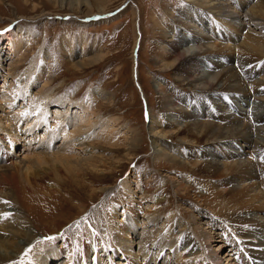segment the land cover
I'll use <instances>...</instances> for the list:
<instances>
[{
	"label": "bare ground",
	"instance_id": "6f19581e",
	"mask_svg": "<svg viewBox=\"0 0 264 264\" xmlns=\"http://www.w3.org/2000/svg\"><path fill=\"white\" fill-rule=\"evenodd\" d=\"M52 1L60 8L66 6L73 14L70 20L75 23L95 24L97 21L93 19L101 18L96 14L108 17L105 14L109 8L100 0H90L93 4L84 0L67 4L65 1L69 0ZM129 2L123 0L121 5L126 8ZM82 4L86 5L83 11ZM241 8H247L245 14ZM179 15L185 33L176 28L181 26L177 21L168 17L162 32L164 40L155 46L159 53V59L156 58L164 70L172 69L179 88L196 89L188 96L184 89L174 88L168 97H162L159 114L149 118L151 155L155 162L183 168L189 173L180 179L172 174L162 176L175 193L186 191L192 178L204 183L214 201L213 207L207 206L210 211L218 210L219 215L207 211V207L179 202V206L192 210L191 217L181 221L179 215L183 214L178 212L162 221L158 207L144 209L145 194L139 197L136 207L134 198L126 197V191L118 205L108 203L112 192L116 190L120 194L117 186L106 184V172L113 170L112 165L106 168L107 160L94 147L84 148L86 142L92 138L98 140L105 131L100 130V126L106 129L100 116L92 114L84 119L78 114L73 122L67 121L70 103L60 99L55 106L59 116L51 117L49 53L45 54L38 75H16L26 49L31 46L22 23L36 24L61 15L42 12L20 17L13 12L10 20L15 28L3 38L8 40L6 47L11 56L7 76L15 78V83L8 84L7 80L5 86L0 84V264H258L264 261V0H181ZM3 34L6 33L0 35ZM2 44L0 38V69L8 58ZM136 44V48L141 47L140 41ZM79 53H67V65L72 71L83 70L103 59L98 54L75 61ZM81 54H86L85 48ZM41 73L44 84L37 86ZM94 95L104 98V91L96 90ZM242 99L263 103L262 113L241 109ZM189 106L192 115L187 112ZM221 106L225 107L222 114L218 111ZM219 113L222 118L216 115ZM175 116L179 118L174 119ZM162 117L175 121L171 124L172 136L164 131L167 124ZM67 125H72V131L68 132ZM43 126L46 128L40 138L32 139ZM117 126L111 122L107 129L112 132ZM52 130L60 136H53ZM127 131L130 135L132 129ZM57 138L62 145L54 151L53 142ZM134 140V136L128 137L131 151L137 147ZM239 143L247 150L239 149ZM19 146L27 159L17 155ZM190 146L202 147L195 151ZM75 150L79 156L74 155ZM100 165H105V169ZM63 171L74 180L83 173L106 175L96 188L104 198L86 216H77L62 234L50 240L46 226L51 222L57 226V219L62 217L58 216L66 210L64 207L72 206L77 198L71 194L60 201L67 192L62 182ZM138 171L136 167L137 187L146 185L147 193L153 178H149L148 172ZM48 172L55 173L57 179V188L52 190L43 179ZM211 177L227 178L224 181L227 187L217 190L210 184ZM67 178L64 177L66 181ZM90 183L94 187V182ZM127 183L131 184L130 179ZM41 199L50 208L43 206ZM138 222H141L140 232L136 231ZM249 226L255 232H248ZM157 239L172 252V257L169 254L166 258L165 249H152V242ZM182 242L186 247L180 251L177 248ZM169 257L171 263L167 262Z\"/></svg>",
	"mask_w": 264,
	"mask_h": 264
},
{
	"label": "rangeland",
	"instance_id": "374dc122",
	"mask_svg": "<svg viewBox=\"0 0 264 264\" xmlns=\"http://www.w3.org/2000/svg\"><path fill=\"white\" fill-rule=\"evenodd\" d=\"M71 1L74 0L65 1V4ZM86 1L93 4L90 0H84V2ZM245 1L248 2L249 0ZM100 2L102 4L104 3V6L109 8L107 14H105V16L108 15V17L105 19L101 14H96V17L101 18L93 19L97 21L95 24L90 23L89 25H82L70 20L69 16L73 14L65 8L66 6L60 8V6L54 4L52 0H0V34L3 32L6 33L0 35V38L3 39V52L6 53L5 55L8 57L4 64L1 65L0 84H3L7 80L8 84L15 83V78L7 76L6 70L8 69L7 66L8 62L11 60V56H8L9 47H6V45H8V40L3 38V36L9 34L7 31L15 28L14 23L10 20L13 12L20 17H32L42 12L50 13L51 15H61V17H57L56 19L43 20L36 24L28 25L27 23H22V28L25 31L24 33H29L27 39H31V46L26 49L24 61L16 70L17 72L15 71L16 75L18 77L20 75H22L21 77L25 75H34L35 77L44 64L45 54L49 53L51 56L49 64L52 68V81L49 87L51 89L50 98L53 103L50 110L51 117L56 119L55 116H59L58 113H55V111H58L55 106L60 99H64L66 103L67 101L70 103V110L67 111V121L73 122L75 115L78 114H81L84 119L89 117V115L91 117L92 114H95V116H100L106 128L104 129L100 126V130H105L102 132V137L100 136L98 140H96V138L93 140L92 138L91 141L85 143L84 148L93 150L92 148L94 147L97 153L104 156V161L105 159L107 160L105 162L107 167L105 165H100L101 169L103 168L102 170H104V167L108 168L109 165H112L110 168L113 170L110 169V171H107V176L101 173H83L81 176L82 178L76 177L75 180L68 176V172H62L63 179L64 177H68V180L62 179L65 185L64 189L67 192L63 194L64 196L61 197L60 201L64 198L68 199L71 194H73V196L76 195L77 198L73 199L72 206L64 207L67 211H63V213L58 216L62 217H57V226L53 225V222L46 226V231L50 240H54L55 237L62 234L65 228L70 225V222L73 223V219L77 216H80V218L86 216L94 206L98 205L104 196H100L96 188L103 182L105 176L107 177L106 184L115 185L120 190L119 196L116 190L112 192L111 196L108 197V203L111 202L118 205L120 198L125 196L123 193L126 191V197L128 199L134 198V204L138 207L139 197L145 194L147 198L144 201L145 203L143 202L144 209L153 210L155 207H158L159 216L160 218L162 217V221H166L168 217L178 212H182L184 215H179L181 221H185V218L191 217L192 210L187 207L179 206V202L186 204L185 206L192 204L193 207H207V211H210L208 206L213 207L214 201L213 198L211 200L212 196L210 190L203 185L204 183L199 184L198 179L192 178L191 181H189L190 183L186 191L175 193L169 181L162 176L165 174H172L175 178L180 179L182 175H186L188 172L183 168L165 165L162 164L163 162H155L151 155L152 150L148 131L149 118L152 114H159V102L162 97H168L169 93L173 92L174 88L177 91H182L184 89L179 88L175 83L176 77H174L173 72H171L172 69L164 70L158 63L159 53L156 51L157 45H160L164 40L162 32L168 17H171L173 21H177L181 26L176 28L185 33L183 30L184 22L179 15L181 0H134L133 3L131 0L126 8H123L121 5L123 0H100ZM85 8L86 5H84L82 11L85 10ZM240 10L242 14H245L247 8H241ZM65 16L68 17L66 18ZM138 41L141 42V47L138 46L136 48V42ZM84 48L86 49L85 55L81 54ZM69 51H73L74 53L80 52L78 57L76 56L75 61L79 60L82 56L91 58L98 54L103 55V59L83 70L72 71L67 65V53ZM34 69H37V72ZM27 70L28 73L25 72ZM38 79L41 80L36 84L37 86L44 84L43 73L39 75ZM195 89L196 88L184 89V94L192 96L193 90ZM37 90H41V87ZM96 90L104 91V98L95 96L94 91ZM223 99L225 101L226 97ZM259 102L256 103V101L252 102L242 99V106L239 105V107L243 110L245 109L246 112L260 110L259 113H262L260 108L263 103L260 102L259 104ZM65 109L67 108H64V110ZM224 110V106H221V110L220 107L218 108L221 114ZM214 111L216 112V110ZM187 112H191L190 114L192 115L193 110L191 106L187 108ZM220 113L216 115L222 118ZM95 116L92 117L95 118ZM177 118H179V116L174 117V119ZM162 119L167 124L164 127V131H166L169 136H172L173 129L171 130V128L175 121H172V119H164L163 117ZM111 122L119 126H117L115 131L109 132L107 127H109ZM179 122L181 121L179 120ZM67 126L68 132L70 130L72 131V125ZM182 126L183 127L180 125L179 127L184 128V124H182ZM45 128L46 126L41 127L36 137L32 139H39V135L45 132ZM128 128L129 130L132 129L130 135L127 133ZM52 135L60 136L57 135L54 130H52ZM130 136H134L135 140L133 143L137 145L132 151L129 149L128 137ZM52 142L50 144H52ZM53 145L54 148H50L56 151L58 149L57 147L62 145V142L57 138L53 142ZM201 147L197 148L195 146H190V148L195 151L200 150ZM238 148L244 151L247 150L246 146H243L242 143H239ZM16 150L17 155H19L21 159L26 158L25 155H23L25 151L22 147L19 146ZM74 155L79 156V152L75 150ZM17 158L19 159V157ZM136 167L139 169V173L148 172L149 178H153V180H150L148 183V187L150 188H148L147 193H145L146 185L141 189L137 187V180L134 175ZM48 173L43 178L46 185H48V189L52 190L54 187L57 188L55 186L57 179H54L55 173ZM91 176H93L92 179H90ZM48 177H50L49 180ZM211 178L210 184L218 188L217 190L227 187L226 185L228 183H224V181H227V178ZM129 179L131 184L127 183ZM165 180L166 182L164 183ZM91 181L94 182V187L92 183H90ZM76 185H78V187ZM81 186L83 189H80ZM40 203L43 206L46 205V208H50L46 202L44 204V200L41 199ZM210 212L219 215L218 210H211ZM198 220L201 221L202 218L200 217ZM140 226L141 222H138L136 226L137 232H140ZM248 232L253 233L255 230H251L249 226ZM103 236H105V230ZM183 244L184 242L180 243L177 249L182 251V248H184V246L186 247V245ZM188 246H190V244L187 245V247ZM52 247L55 246L53 245ZM152 249L155 251H160L161 249L167 250L166 258H168L167 256L169 254H172L166 246L162 245L160 239L152 242ZM191 250L192 248L190 251ZM251 255L254 256V253L252 254L251 252L249 256L251 257ZM170 256L172 257L173 254ZM89 259L92 261L90 257ZM171 260L172 258L169 257L167 262L171 263ZM261 262L260 264H264L263 260Z\"/></svg>",
	"mask_w": 264,
	"mask_h": 264
}]
</instances>
